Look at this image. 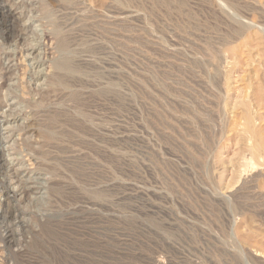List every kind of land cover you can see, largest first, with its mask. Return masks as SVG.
<instances>
[{"label":"rangeland","instance_id":"rangeland-1","mask_svg":"<svg viewBox=\"0 0 264 264\" xmlns=\"http://www.w3.org/2000/svg\"><path fill=\"white\" fill-rule=\"evenodd\" d=\"M0 32V264H264V0H0Z\"/></svg>","mask_w":264,"mask_h":264},{"label":"bare ground","instance_id":"bare-ground-1","mask_svg":"<svg viewBox=\"0 0 264 264\" xmlns=\"http://www.w3.org/2000/svg\"><path fill=\"white\" fill-rule=\"evenodd\" d=\"M102 1H106V0H102ZM117 1L119 2V0H114V2ZM104 4V2H103ZM121 4V3H120ZM111 5V4H110ZM117 7V6H116ZM224 7V6H223ZM41 17L45 20L46 24L51 28V34H47L44 36V39L45 41L46 40H55V44H56V52L57 53V57L55 59V61L53 62V69L56 70L55 73L57 72V74L55 75V78H54V83L55 85L58 86V88L60 87L62 90H66V89H70L72 87H74L75 83H78V80H77V76L80 78V76H87V73H86V69H84L82 66L79 67L75 64V57H76V54H77V51L76 49L74 48V45H73V42L70 40V36L68 37L67 33L68 32H62V30L58 27V24L55 22V18L54 16L51 14L50 12V9L45 6V5H42L41 6ZM96 12V11H95ZM88 13V12H86ZM9 15V14H8ZM96 15V14H95ZM87 17H85V19L88 21L90 19H95L96 17H94V14L93 13H90L88 15H86ZM96 21V20H95ZM97 21H100V20H97ZM113 21V20H112ZM118 21V20H117ZM116 21V26H118L119 23H117ZM92 23H94V21L92 20L91 21ZM114 22V21H113ZM112 22V23H113ZM103 25H104V22H102ZM101 23V24H102ZM106 23V22H105ZM83 24V23H82ZM90 24V23H89ZM107 24V23H106ZM105 24V25H106ZM109 24V23H108ZM85 25V24H84ZM94 25V24H93ZM100 25V24H98ZM97 23H96V26H98ZM102 25V26H103ZM88 27V24L86 25ZM92 26V25H91ZM95 27V26H94ZM105 27V26H104ZM99 29V28H98ZM74 30V29H73ZM105 30V29H104ZM103 31V30H102ZM101 31V32H102ZM105 32V31H104ZM1 33V32H0ZM66 33V34H65ZM17 34V33H16ZM9 40V39H8ZM10 41V40H9ZM50 42V41H49ZM54 42V41H53ZM84 43V42H83ZM78 46V45H77ZM76 47V46H75ZM85 47V46H84ZM87 48V46H86ZM82 49V48H81ZM87 50V49H86ZM89 50V49H88ZM80 51V50H79ZM88 52V51H87ZM81 54V53H80ZM53 74V73H52ZM89 74V73H88ZM93 74V73H92ZM98 74V73H96ZM96 76V75H95ZM92 77V76H91ZM97 77H99L97 75ZM78 78V79H79ZM103 78V76H102ZM24 79V78H23ZM90 79V78H88ZM81 80V79H80ZM79 80V81H80ZM109 83V82H108ZM80 84V83H79ZM78 84V85H79ZM82 84V82H81ZM89 84V83H88ZM74 85V86H73ZM6 86V84H5ZM87 86V85H86ZM108 86H111L110 84ZM108 86H104L99 92V94L101 95H107V94H112L115 89H110ZM82 87V86H81ZM56 90V89H55ZM59 91V90H58ZM117 91V90H116ZM70 92V91H69ZM75 91H73L72 93L70 92V94L68 95V98H69V102H73L74 100L76 101L77 98V95L78 93H74ZM79 92V91H78ZM119 94V92H117ZM51 94V93H50ZM98 94V93H97ZM110 94V95H111ZM112 96V95H111ZM119 99V98H118ZM77 102V101H76ZM74 103V102H73ZM76 105V103H75ZM77 107V106H76ZM71 108V107H70ZM64 109V108H63ZM67 111V110H66ZM72 111V110H71ZM69 112V111H68ZM70 113V112H69ZM72 115V113H71ZM70 115V117H71ZM72 118V117H71ZM69 119V118H68ZM68 121V120H67ZM71 121H74L73 118ZM67 125V124H66ZM1 127V126H0ZM24 128V127H23ZM26 128V127H25ZM24 128V129H25ZM29 128V127H28ZM32 128V127H31ZM27 132V131H26ZM50 134V133H49ZM48 136V135H47ZM3 140V137L1 139V134H0V146L2 145L1 144V141ZM3 146V145H2ZM2 149V148H1ZM1 152V151H0ZM2 157V154L0 153V217L2 214H5L7 211V208H9V205H10V202L12 201V198L9 197V193L7 192L6 190V183H5V179H6V176H5V168L4 166L2 165L1 163V158ZM7 181V180H6ZM7 186V185H6ZM29 194V193H28ZM94 195V193H93ZM96 195V194H95ZM102 194H100L101 196ZM23 196V195H22ZM2 198V200H1ZM5 209V210H4ZM2 218V217H1ZM5 231V230H4ZM1 234V233H0ZM4 234V233H3ZM2 234V235H3ZM8 235V234H7ZM5 236V235H4ZM2 238V237H0ZM6 238V236H5ZM4 239V238H3ZM2 239V240H3ZM6 241V240H5ZM9 242V241H8ZM7 242V243H8ZM3 244V243H2ZM5 245V244H4ZM9 246H10V243H9ZM2 247V246H1ZM7 248V247H6ZM6 250H9V248H7ZM3 253V252H2Z\"/></svg>","mask_w":264,"mask_h":264}]
</instances>
